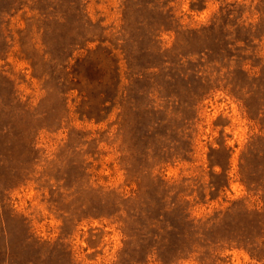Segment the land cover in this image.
<instances>
[{
	"label": "rangeland",
	"instance_id": "1",
	"mask_svg": "<svg viewBox=\"0 0 264 264\" xmlns=\"http://www.w3.org/2000/svg\"><path fill=\"white\" fill-rule=\"evenodd\" d=\"M151 1L158 4L140 0L131 15H156L158 9L147 7ZM123 4L124 0H22L13 14L12 50L6 59L0 57V73L10 78L18 98L37 109L38 116L28 118L36 125L31 180L6 182L8 167L22 159L24 148L20 143L0 148L7 169H0V176L4 173L0 199L10 217L5 232L0 226V264H119L127 237L117 218L109 217L115 209L102 204L113 201L103 192L115 191L124 198L135 195L142 167H154L155 175L180 186L197 220L224 212L235 201L247 198L253 206L259 200L242 182L241 164L249 143L263 132L252 117L264 121V0H161L159 4L174 16L158 39L164 50L177 45L175 57L166 53L168 58L159 49L151 51L149 42L141 39L142 31L133 32L139 44H127V56L117 49L126 40ZM216 19L218 27L213 30ZM203 28H208L205 33L189 34L190 42L180 43L187 31ZM83 40L90 42L85 45ZM101 40L117 55L122 72L134 62L131 69L139 74L126 80L132 103L124 124L129 137L120 135L118 108L106 111L110 114L103 122L82 117L79 91H71L64 106L27 58L40 59L46 45L55 55L73 46L77 58L96 49ZM183 56L191 63L176 67ZM105 62L111 64L109 59ZM196 66L213 74V89L202 100L182 91L202 86L181 73L188 71L190 76ZM243 72L252 79L246 81ZM232 82L247 83L243 94L253 90L247 94L249 109L242 96L232 94ZM4 93L0 89V97ZM136 103L139 109L134 108ZM91 107L98 113V102ZM223 147L230 150L229 184L221 187L214 173L223 169L211 167L210 158L214 149ZM214 157L223 166L228 163L227 153ZM127 252L129 262L144 259L135 247ZM211 253L210 264H264V259L227 243L212 247ZM147 260L161 264L156 256ZM178 264L200 262L193 256Z\"/></svg>",
	"mask_w": 264,
	"mask_h": 264
},
{
	"label": "trees",
	"instance_id": "2",
	"mask_svg": "<svg viewBox=\"0 0 264 264\" xmlns=\"http://www.w3.org/2000/svg\"><path fill=\"white\" fill-rule=\"evenodd\" d=\"M21 1L0 0V57L2 59H6L12 50L10 42L13 37L9 26ZM157 1L158 4L155 1L147 2V7H151V11L158 9L156 15H131L136 8L140 7V0H124L126 40L117 47L124 56H127V44L130 42L139 44V41L134 39L133 32L142 31L141 39L149 42L151 51L159 49L158 52L163 57L168 58L166 53L175 57L177 45L164 50L158 40L163 26L167 22L174 21L172 19L174 16L170 14L165 5L159 4L161 0ZM217 27L218 20L216 19L214 26L210 28L215 30ZM207 29L187 31V36L180 40V43L190 42L189 34L191 36L201 35ZM88 42L90 41L83 40L85 45ZM103 43L104 41L101 40V44L96 49H87L86 54H81L77 58L74 56L76 49H72L73 46L70 47L71 50L65 49V52L61 50L55 55L48 45L40 59H37L35 55L27 58H32L33 68H38L41 72L48 91L56 93L64 106H66V96L75 89L79 91V97L84 100L79 106V109L84 111L80 113L82 117H88L89 120L91 117H97L99 118L97 122H103L110 114V111H106L118 108L120 110L118 114L120 135L129 137L124 124L132 103L128 101L126 80L127 78L131 80L134 76L138 77L139 74L131 69V66L135 65L134 62L131 66L127 65L128 71L122 72L117 55L103 47ZM127 58L131 59L130 55L125 57L126 60ZM184 58L186 59V56L177 59L175 66L184 68L185 65L191 63ZM107 59L111 60V64L108 65L105 62ZM73 60L75 62L72 64ZM190 71V76L188 71L181 73L185 78L194 77L196 81L201 82L202 86L196 89L186 88L182 91L187 92L193 100H202L213 89L214 82L211 79L213 74L209 73V68L204 71L201 66H196V69ZM243 73L246 81L252 79L248 72ZM11 82L8 76L0 73V89L5 90L4 95L0 97V148L1 146L5 148V144L15 148L17 143H20V146L24 148V154L21 160H13L14 166L8 167L9 171L4 167L5 160H0V169L4 167L7 170L4 177H7L9 181L6 182L21 184L32 179L30 178L32 175L30 158L34 153L36 125L30 123L28 118H36L38 115L37 109L34 110L28 103L18 98ZM246 84L230 83L233 86L232 94L242 96L240 100L244 101L249 109L247 94L252 93L253 90H248L243 94L247 90L248 85ZM95 101L98 102V113L92 111L91 104ZM134 108L139 109L137 103ZM252 118L259 121L263 132L252 139L243 154L241 179L249 195L259 199L253 206H250L248 199L245 198L235 201L226 211L217 212L206 220L194 219L189 212L190 202L181 195L180 186L171 185L155 175L154 167H142L143 169L137 175L135 174L137 176L135 180L139 185L135 195L124 198L115 191L103 192L104 194L99 192V195L103 194L113 198L112 202L103 200L102 204L108 207V210L115 209V213L109 217L117 218L127 237L126 250L122 253L119 264H147V259L155 256L161 264H178L193 256L199 260L200 264H210L212 247L226 243L231 247L245 249L254 259H264V121L258 116ZM149 128L152 131L154 129L153 126ZM145 139L148 137L143 140ZM213 152L210 158L211 167L220 166L223 169L222 173H214L215 177L222 182L221 187L228 186L230 150L223 147L219 150L214 149ZM217 152L227 153L228 163L226 165L223 166L221 161L215 159L214 154ZM147 158L150 159L149 156ZM6 161L8 163V160ZM135 175L130 176L133 178ZM143 179L144 182L146 181L145 184ZM7 214L6 204L0 199V226L3 232L6 231V222L10 218ZM25 242L28 241L25 240ZM131 247L139 251L140 258H144L142 262L128 261L130 254L127 251Z\"/></svg>",
	"mask_w": 264,
	"mask_h": 264
}]
</instances>
